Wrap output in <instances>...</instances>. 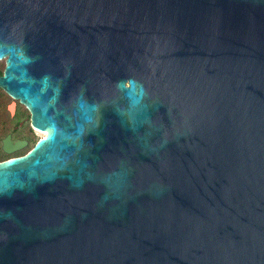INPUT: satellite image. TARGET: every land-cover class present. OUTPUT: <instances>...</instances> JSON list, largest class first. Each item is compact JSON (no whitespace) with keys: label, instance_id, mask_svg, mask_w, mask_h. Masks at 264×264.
<instances>
[{"label":"water","instance_id":"95a60500","mask_svg":"<svg viewBox=\"0 0 264 264\" xmlns=\"http://www.w3.org/2000/svg\"><path fill=\"white\" fill-rule=\"evenodd\" d=\"M5 59L0 264H264V0H0Z\"/></svg>","mask_w":264,"mask_h":264},{"label":"flooded vegetation","instance_id":"af4514ba","mask_svg":"<svg viewBox=\"0 0 264 264\" xmlns=\"http://www.w3.org/2000/svg\"><path fill=\"white\" fill-rule=\"evenodd\" d=\"M6 59L0 61V78L5 75ZM66 105L60 98L56 110L60 105ZM65 109L68 117L71 116V101ZM54 115V114H52ZM60 124V119H56ZM48 136L45 127H38L33 119L30 108L21 101L13 98L0 87V164L13 159L28 156L36 145Z\"/></svg>","mask_w":264,"mask_h":264}]
</instances>
